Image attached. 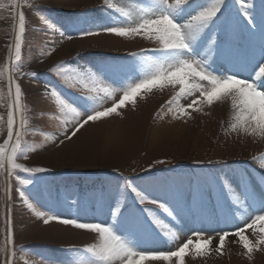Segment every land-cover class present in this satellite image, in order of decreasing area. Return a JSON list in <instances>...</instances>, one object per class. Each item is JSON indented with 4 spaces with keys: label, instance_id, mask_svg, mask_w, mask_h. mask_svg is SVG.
<instances>
[{
    "label": "snow or ice",
    "instance_id": "1",
    "mask_svg": "<svg viewBox=\"0 0 264 264\" xmlns=\"http://www.w3.org/2000/svg\"><path fill=\"white\" fill-rule=\"evenodd\" d=\"M138 5L135 14L125 8L103 0V19L92 16L86 10L83 26L79 22L73 28L81 38L107 34L118 38H142L155 47L127 53L122 62L69 66L62 63L51 69L64 85L78 93L77 99L69 101L52 83L46 82L44 94L55 101L63 120L59 135L71 140L86 130V125L104 122L108 118L123 116L128 105L136 107L142 90L151 92L170 89L173 95L156 116L172 121L194 119V113H202L205 106L230 103L231 120L228 130L232 133L264 139V0L259 17L255 6L237 0H134ZM34 7V5H29ZM8 7L13 19L18 20L14 35L6 45L8 54V91L11 103L7 113V134L0 143V172L6 176L5 195L10 202L13 177L17 181L16 192L27 207L42 219L45 225L52 222L85 230L95 234V242L83 249L69 248L70 254L86 253L87 260L75 264H147L164 261L167 264H186V258H207L211 253L224 255L226 241L243 249L242 254L251 259L254 251H264V171L252 175L245 167H230L226 161L213 162L219 168L208 170L192 182L170 181L156 186L154 193L136 185L130 177L115 192L102 190L78 194H63L58 206L77 211L70 216L58 214L55 207L37 211L29 203V187L51 169L31 167L28 161L36 149L25 142L30 135L29 117L22 103L25 93L20 78H36V72H23L22 51L26 46V16L20 0H11ZM53 34L68 40L73 34L63 24L45 17L37 11ZM55 45L46 53L52 55ZM95 68V71L92 69ZM62 69V71L60 70ZM118 94V95H117ZM187 101L184 103L183 101ZM110 106H107L108 102ZM70 134H69V130ZM64 139L59 140L63 144ZM264 170V155L252 158ZM156 164L165 161L157 160ZM154 166V165H153ZM119 175V174H118ZM257 187L259 190H257ZM238 193L235 199L232 194ZM95 200L99 213L107 204L109 219L92 222L84 219L89 203ZM161 209L172 226L157 216L151 207ZM245 214L243 226L230 225L240 214ZM5 240L10 255L4 264H12L15 251L11 209L5 211ZM191 224V234L174 250L148 248L149 242L176 237L182 225ZM252 230V238L248 230ZM217 243L213 247V241ZM55 264V262H52ZM64 264H73L69 258Z\"/></svg>",
    "mask_w": 264,
    "mask_h": 264
},
{
    "label": "rangeland",
    "instance_id": "2",
    "mask_svg": "<svg viewBox=\"0 0 264 264\" xmlns=\"http://www.w3.org/2000/svg\"><path fill=\"white\" fill-rule=\"evenodd\" d=\"M255 6L259 17L262 0H246ZM11 0H0V5H10ZM26 16V46L22 51L23 72H36V78L22 76L20 83L25 93L23 105L29 117L30 135L25 142L36 149L30 153L26 163L31 167H47L51 171L38 174L42 178L29 187V203L37 211H48L55 207L58 214L70 216L77 210L67 206H58L60 197L68 193L84 197L87 193L111 190L123 183L121 176L130 177L141 188L148 192L155 191L159 184L170 181L192 182L195 177L210 169L219 168V164L209 161H226L230 167H245L252 175L262 171L253 157L264 155V139L246 135L242 132L232 133L228 130L231 120L230 103H217L212 107L205 106L202 113H194V119L172 121L170 116L163 119L156 116L162 106L170 100L173 93L170 89L163 91L154 88L137 97L136 107L128 105L122 110L123 116L108 118L104 122L86 125L71 140L59 135L63 120L72 117H61L55 101L44 94L46 82L55 85L69 101L77 99L78 93L63 84L51 69L62 63L69 66L91 67L108 63L122 62L127 53L141 49L153 48L155 45L142 38H118L101 34L81 38L76 34L73 24L83 26L86 10H93L92 16L103 19L101 11L103 0H20ZM109 3L135 10L138 5L134 0H109ZM245 0H237V5ZM29 5H34L30 7ZM51 17L55 22L66 26L73 34V39L62 38L58 33L48 30L37 14ZM18 20L8 7H0V143L6 139L7 113L11 103L8 91V54L6 47L14 35ZM55 45L52 55L46 53ZM62 71V69H60ZM95 71V68L92 69ZM118 95V94H117ZM187 103V101H183ZM110 101L107 106H110ZM115 127V128H114ZM71 129L69 130L70 134ZM64 139L63 144L59 140ZM157 160L165 163L156 164ZM154 165V166H153ZM119 174V175H118ZM12 186L11 200L6 201V176L0 172V264L10 255L9 245L5 240V211L11 209L13 244L15 251L12 264H64L69 258L76 261L87 260L88 254H70L67 249H83L95 242V234L77 230L56 222L45 225L42 219L35 216L27 205L18 197L17 181L13 177L8 181ZM257 190L259 188L257 187ZM238 193H233L235 199ZM151 207L157 216L171 225L170 218L157 206ZM80 215L89 221L109 219L105 203L98 213L95 200H91L87 215L81 210ZM245 214L240 213L230 227L243 226ZM176 237H170L175 245L164 240H154L145 245L157 250H174L191 234V224L182 225ZM66 233V234H65ZM252 238V230H248ZM230 237L226 241L224 255L215 252L207 258L189 257L186 264H264V251H254L251 259L242 254L243 249ZM217 241H213L215 247ZM147 264H167L164 261H149Z\"/></svg>",
    "mask_w": 264,
    "mask_h": 264
},
{
    "label": "bare ground",
    "instance_id": "3",
    "mask_svg": "<svg viewBox=\"0 0 264 264\" xmlns=\"http://www.w3.org/2000/svg\"><path fill=\"white\" fill-rule=\"evenodd\" d=\"M115 128V127H114ZM66 234V233H65Z\"/></svg>",
    "mask_w": 264,
    "mask_h": 264
}]
</instances>
